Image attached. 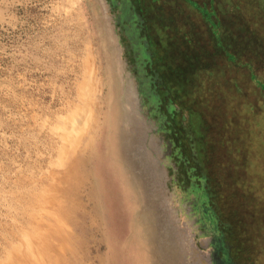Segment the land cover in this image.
Here are the masks:
<instances>
[{
  "label": "rangeland",
  "instance_id": "rangeland-1",
  "mask_svg": "<svg viewBox=\"0 0 264 264\" xmlns=\"http://www.w3.org/2000/svg\"><path fill=\"white\" fill-rule=\"evenodd\" d=\"M216 44L264 79V0H0V264H264L212 125Z\"/></svg>",
  "mask_w": 264,
  "mask_h": 264
},
{
  "label": "trees",
  "instance_id": "trees-1",
  "mask_svg": "<svg viewBox=\"0 0 264 264\" xmlns=\"http://www.w3.org/2000/svg\"><path fill=\"white\" fill-rule=\"evenodd\" d=\"M212 29L215 30L216 27L212 26ZM214 30L213 34L219 36V32L216 35ZM190 40L188 38L189 43L187 41V48L183 52L177 51V58L163 63L165 68L170 67L169 70L166 69L167 72L179 77L180 84L188 82L191 73L192 78L195 71H201L198 67L202 69L200 63L206 57ZM220 45L216 44V47H221ZM220 49L226 52L227 68H231L232 73L227 78V89L225 87L222 91L225 94L223 98L214 97L219 104L211 116L213 129L219 132L220 137L224 136L225 146H228V161L224 164L238 173L231 181L234 191L239 192L236 198L239 207L243 206L245 210L254 206L264 208V79L260 76L263 72L249 57L243 56L244 51L240 56L236 49L232 51L230 47L225 48L224 44ZM254 211L255 208L253 213L256 215V222L249 219V225H245L249 226L248 231H259L263 237L264 213L260 216ZM229 247L231 246L227 248L228 254Z\"/></svg>",
  "mask_w": 264,
  "mask_h": 264
}]
</instances>
